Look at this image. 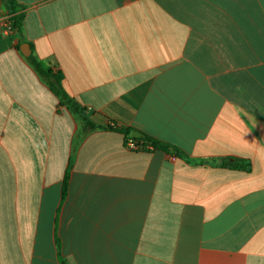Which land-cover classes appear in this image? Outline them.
Returning <instances> with one entry per match:
<instances>
[{
    "label": "crops",
    "instance_id": "0c3cea01",
    "mask_svg": "<svg viewBox=\"0 0 264 264\" xmlns=\"http://www.w3.org/2000/svg\"><path fill=\"white\" fill-rule=\"evenodd\" d=\"M15 1L22 36L0 1V264H264V0ZM126 129L185 157L128 149Z\"/></svg>",
    "mask_w": 264,
    "mask_h": 264
},
{
    "label": "trees",
    "instance_id": "16d2710c",
    "mask_svg": "<svg viewBox=\"0 0 264 264\" xmlns=\"http://www.w3.org/2000/svg\"><path fill=\"white\" fill-rule=\"evenodd\" d=\"M4 6L9 10L13 15L8 19L9 28L13 31H17L21 36L23 34V20H24V12L18 13L20 7L16 4L15 0H0ZM32 67L36 70V72L43 78V81L46 82L51 90L57 95L60 100L61 105L66 106L73 114L77 116L81 121L85 123V134L90 131H93L96 126L83 115V111L85 108L81 107L74 99L70 98L63 87L62 76L60 73L53 72L52 69L45 63L41 62L35 57L30 56L28 58ZM131 129H126L124 132L126 133V141L128 138L134 140L141 150H162L164 152L176 151V155L179 157H185V155L178 151L175 147L170 144L163 142L155 137L150 135H144V138H131L130 132ZM68 186V178L65 179L63 187V195L67 192ZM59 260L62 263H65L63 259L59 256Z\"/></svg>",
    "mask_w": 264,
    "mask_h": 264
},
{
    "label": "water",
    "instance_id": "95a60500",
    "mask_svg": "<svg viewBox=\"0 0 264 264\" xmlns=\"http://www.w3.org/2000/svg\"><path fill=\"white\" fill-rule=\"evenodd\" d=\"M20 50L25 56H29V54H31V48L29 44L21 45ZM144 135L145 134H143L141 131L135 129L131 131L129 136H131L132 138H144Z\"/></svg>",
    "mask_w": 264,
    "mask_h": 264
},
{
    "label": "built area",
    "instance_id": "2783aa9c",
    "mask_svg": "<svg viewBox=\"0 0 264 264\" xmlns=\"http://www.w3.org/2000/svg\"><path fill=\"white\" fill-rule=\"evenodd\" d=\"M125 146L128 149H131V150H141V148L139 147V145L134 140H132L130 138H128V140L125 142Z\"/></svg>",
    "mask_w": 264,
    "mask_h": 264
}]
</instances>
